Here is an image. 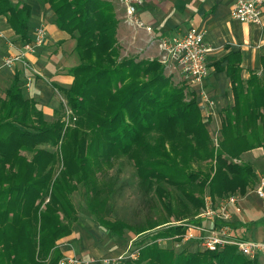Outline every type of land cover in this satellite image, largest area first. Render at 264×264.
I'll return each mask as SVG.
<instances>
[{"label": "trees", "instance_id": "trees-1", "mask_svg": "<svg viewBox=\"0 0 264 264\" xmlns=\"http://www.w3.org/2000/svg\"><path fill=\"white\" fill-rule=\"evenodd\" d=\"M38 2L54 12L57 27L75 41L73 83L58 90L78 122L65 128L59 111L53 121L46 120L15 73L0 99V264H58L64 257L59 242L78 222L70 196L79 185L90 194L88 211L100 229L142 236L136 243L142 247L139 258L125 264H259L234 246L177 253L146 245L145 238L181 242L183 226L155 231L170 217L203 224L206 220L195 218L206 193L245 196L254 186L257 173L242 157L259 149L264 153V57L261 72L247 79L231 55L224 58L233 103L221 111L216 152L199 104L186 101L185 89L167 77L159 59L122 56L113 0ZM0 17L23 42H31L28 2L0 0ZM123 158L133 163L145 192L165 215L149 217L144 225L110 219L112 187L100 186L98 175ZM201 163L205 171L195 167Z\"/></svg>", "mask_w": 264, "mask_h": 264}, {"label": "crops", "instance_id": "crops-1", "mask_svg": "<svg viewBox=\"0 0 264 264\" xmlns=\"http://www.w3.org/2000/svg\"><path fill=\"white\" fill-rule=\"evenodd\" d=\"M22 1L28 2L32 6L29 33L31 41L35 38L36 31L39 28H43L46 32L45 45L37 48L34 53L28 54L25 57L32 68L40 72L42 76L34 75L32 71L26 70L21 64H17L15 68H2L6 56L9 53L21 51L25 42L9 28L6 18L0 17L1 32L3 34L2 37L0 36V99L4 98L5 92L9 88L15 73L19 72L26 97L34 100L44 113L46 120L51 122L61 107V93L58 87L68 88L74 80L69 74V70L78 64L74 53L75 41L71 35L57 27L54 12L49 7L42 6L39 2H35L36 5L34 6L31 0ZM237 1L144 0V6L139 9L142 19L152 25L155 31L163 37L181 35L192 28L205 32V42L215 49L214 53L209 57L210 76L207 79L206 85L211 98L215 101L216 108L217 101H220L221 95H223V106L220 107L218 113H221L222 110L233 103V96L231 97V102L227 96L231 89V84L224 70L229 63L228 60L224 59L225 57L231 55V61L239 63V67L243 70V79H247L253 71L261 72L262 70V59L264 57V16L260 25L251 23L242 24L236 21L232 17V9ZM121 25L122 22L119 34L122 31ZM12 42L13 46H10ZM216 63H219V65L217 66ZM218 67L223 68V71H219ZM29 77H33L34 79L30 89L26 86ZM216 99L218 100L216 101ZM203 116L205 117L204 113ZM219 117V114L217 115L213 112L210 119H214L217 122ZM253 193L240 197L241 199L238 204L239 211H237L235 206L231 207L234 217L239 216V226L241 227L239 237L243 239H252L248 238L251 236V227L245 222V218H243L244 216H248V213L260 219L259 223L257 222L258 225L255 226L256 228H264V201L260 200L254 191ZM255 196L258 200L255 199ZM244 199L251 205L249 204V207L243 210V215L240 216L239 214L242 213L241 202H244ZM254 201L257 204H252ZM206 225H210V223L206 222ZM245 227H249V230L247 231ZM73 235L74 233L63 240L65 242L62 244L72 239ZM252 240L260 241L258 239ZM61 251L63 256H65L66 253L63 251L62 246ZM258 262L259 264H264V261L258 260Z\"/></svg>", "mask_w": 264, "mask_h": 264}, {"label": "rangeland", "instance_id": "rangeland-1", "mask_svg": "<svg viewBox=\"0 0 264 264\" xmlns=\"http://www.w3.org/2000/svg\"><path fill=\"white\" fill-rule=\"evenodd\" d=\"M113 1L115 2L117 8L116 11L118 18L120 19V24L122 22L121 25L122 31L120 34H119L120 25L118 29V34H119L118 41L121 48L122 56L137 57L138 59H159L160 61L161 56L159 54V51L157 50L156 47L149 45L148 35L145 33V31L137 30L132 26L130 27L128 22L126 21V13L124 7L122 6L119 0H113ZM31 2L32 5L35 6L36 5L35 2L38 1L31 0ZM151 48H153L152 50L154 49L156 50L152 51L150 50ZM165 71H166L165 74L167 75V77H170L172 79L174 85L182 86L185 89L186 101L192 99H195L197 101V103L199 104V108L202 111V115L203 113L209 114L211 111H213L209 108L208 110L203 109V107L200 105V102L197 99L195 91L191 87H189L185 82L182 81L181 75L177 68H175L174 66H166ZM60 96H61V101H60L61 107L59 112L63 122L65 123V128L74 127L78 122V118L77 116H75L72 109L68 105L66 106L67 100L65 99L64 95L61 93ZM227 96L229 97V101L231 102L232 99L231 89L229 90ZM217 100L218 99H216V101ZM221 106H223V95H221V100L217 101V108L215 109V113L217 115L218 114L220 115V117L218 118L219 122L217 120H216L217 122H215L214 119H210V118L208 122H205V118L203 116L204 119L203 123L206 125L211 135L212 142L214 144L213 148H215L216 152L220 146L217 145L219 144L217 143V141L221 140L220 131L222 129V121H221V113H218ZM67 111L72 112L69 120V124H67L68 121V115L66 113ZM259 150L260 151L256 150L253 153L250 152V154L249 153L244 154L242 157V160L244 162H249L250 164H252V166L254 167L257 173V179L252 189L248 191V194H254L253 191L256 194L259 180L261 176H264V153L262 149ZM234 162H237V160H235ZM211 165L213 168H215L216 161H212ZM195 167L203 168V170L205 171L207 166L206 164L201 163L199 166L195 165ZM98 180H100L99 182L100 186H102V183H109L110 186L112 187L111 190L109 191V195L111 199H113L112 204L114 205L113 206L114 213L110 217L111 220L120 219L131 225H136V224L144 225L146 224V219H148L149 217H154V216L157 217L160 215H165V212L162 210L156 198H154L152 194H147L145 192L144 187L140 183V180L138 178L133 163L128 159L123 158L114 162L113 167L110 170L106 171L104 174L98 175ZM88 195L90 196V194ZM89 196L86 195V191L81 185H79L78 189L70 196L71 201L75 207V210L78 212V222L74 224V230H73L74 235L72 239L67 241L65 244H62L63 242H65L63 240L59 242L60 250L62 246L63 251H65L66 253V255L62 259L67 257H72V255L75 257H80L82 259H87V257H95V258H100V257L102 258L107 256L115 257L123 254L126 251L128 244L131 241H134V239L136 238V237L134 238L132 232L126 231L123 236H118L111 234L109 231L100 229L95 218L88 211L87 203L89 198H91ZM231 196L234 195L229 194L221 197H212L209 193H206L204 196L205 206L199 212V214L196 216L195 219L197 220V217L205 209L206 201L212 202L214 205H217V203ZM235 196L241 199L240 198L241 195L235 194ZM255 199L258 200L257 197ZM254 203L257 204V202L255 201L252 204ZM249 204L250 203L244 199V202H241L242 213L241 214L237 213V214H239L240 216L243 215V210L247 209L249 207L248 206ZM62 216L63 215L61 214V218L63 219ZM251 216L252 214L248 213V216L243 217L245 218V222L251 227V233H250L251 236H249L248 238L258 239L260 241L264 240V228L259 229L255 227L258 225L257 222L260 219L255 216L252 217ZM189 218L176 219L174 217L173 218L170 217V219H168L170 223L165 224L160 228H157L155 232H158L163 227L181 226L180 224H183L185 222L188 223L189 220L186 219ZM198 221H202V220L199 219ZM176 223L179 224L176 225ZM239 223H240L239 216L234 217L233 215L232 221L228 224L229 227L234 229V232L238 236L240 233L239 230L241 229ZM203 225H205L206 227L214 228L213 225H206V222H203ZM151 236L152 235H149L147 238L149 237L151 238ZM147 238H145V240ZM138 239H142V236H139ZM133 244H136V242ZM166 246H168L169 248H173L177 253L181 252L182 250H188V251L203 250L198 245V243H192V242L187 243V242L170 241L166 244ZM263 258L264 257H260L257 260H261L262 262L264 261ZM251 260H255V259H251Z\"/></svg>", "mask_w": 264, "mask_h": 264}, {"label": "built area", "instance_id": "built-area-1", "mask_svg": "<svg viewBox=\"0 0 264 264\" xmlns=\"http://www.w3.org/2000/svg\"><path fill=\"white\" fill-rule=\"evenodd\" d=\"M125 9L126 21L137 30H143L148 35V43L159 51L161 56L160 62L166 66H174L178 69L182 81L191 87L197 96L203 109H211L209 114L205 115V122L215 112L216 104L211 98L207 89V79L210 76L209 57L215 51L213 47L204 40L205 32L192 28L186 33L174 37H163L157 33L154 27L146 23L139 14V9L144 6V0H119ZM264 16V0H238L232 9V17L242 24H262ZM0 36L1 32L0 23ZM46 43V32L43 28L36 31L35 38L29 43H25L23 49L18 53H9L4 59L2 68H15L17 64H21L26 70H30L34 75L42 76L40 72L34 70L25 58L26 55L34 53L37 48H41ZM13 46V42L10 44ZM34 79H27V88H30ZM67 106V104H66ZM210 111V110H209ZM68 121L72 112L67 111ZM75 120V119H74ZM218 143V141H217ZM256 194L258 198L264 201V176H261L257 187ZM239 198L237 196L228 197L214 205L212 202L206 201V207L197 217L199 220H206L212 227H206L203 224L188 222L180 224L186 229V233L182 236L181 242H196L205 251H220L227 246H234L238 252L249 259H259L264 257V241H256L243 239L239 237L234 229L228 226L233 219L231 207L235 206L237 211ZM179 223H176L178 225ZM140 241V240H139ZM146 245L158 243L166 246L173 239H158L153 237L147 238ZM138 237L131 241L126 251L115 257L94 258L89 257L82 259L80 257H67L58 264H125L128 261H136L139 258L142 247L138 246Z\"/></svg>", "mask_w": 264, "mask_h": 264}]
</instances>
